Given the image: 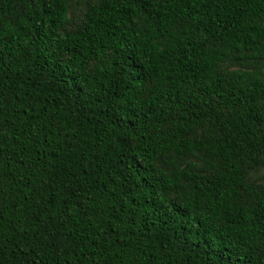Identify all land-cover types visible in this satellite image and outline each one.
<instances>
[{"label":"trees","instance_id":"obj_1","mask_svg":"<svg viewBox=\"0 0 264 264\" xmlns=\"http://www.w3.org/2000/svg\"><path fill=\"white\" fill-rule=\"evenodd\" d=\"M0 264H264V0H0Z\"/></svg>","mask_w":264,"mask_h":264}]
</instances>
